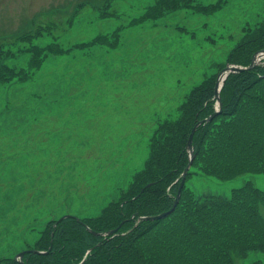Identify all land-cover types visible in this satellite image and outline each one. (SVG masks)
<instances>
[{
    "label": "rangeland",
    "instance_id": "1",
    "mask_svg": "<svg viewBox=\"0 0 264 264\" xmlns=\"http://www.w3.org/2000/svg\"><path fill=\"white\" fill-rule=\"evenodd\" d=\"M197 2L207 8L144 17L154 0H0V257L38 251L51 219L116 200L145 167L157 125L264 20V0ZM189 170L200 198L246 183L264 192L263 173ZM233 263L264 264V252Z\"/></svg>",
    "mask_w": 264,
    "mask_h": 264
},
{
    "label": "trees",
    "instance_id": "2",
    "mask_svg": "<svg viewBox=\"0 0 264 264\" xmlns=\"http://www.w3.org/2000/svg\"><path fill=\"white\" fill-rule=\"evenodd\" d=\"M182 5L207 8L197 0H154L144 17ZM216 7L212 4L209 12ZM260 50H264V20L244 34L226 62L247 66ZM216 75L193 87L178 114L157 125L149 138L145 167L116 200L95 216L51 219L30 247L47 253L27 252L22 264H234L233 256L264 252V192L251 183L233 188L228 198H200L184 184L172 213L163 219H140L171 207L188 162V135L199 120L215 111ZM220 98L221 112L193 133L191 166L219 180L246 172L264 174V63L228 74ZM190 174L188 170L186 178ZM118 226L116 232L104 236L92 233ZM0 264L21 263L4 255Z\"/></svg>",
    "mask_w": 264,
    "mask_h": 264
},
{
    "label": "water",
    "instance_id": "3",
    "mask_svg": "<svg viewBox=\"0 0 264 264\" xmlns=\"http://www.w3.org/2000/svg\"><path fill=\"white\" fill-rule=\"evenodd\" d=\"M263 58V61H261V64L264 62V50H260L257 51L255 54L252 55L251 60L249 62V64L247 66H240V65H234V64H230V63H226L225 66L217 73L216 76V81H215V85H214V98L216 101V108L215 111L213 113H211L208 117L199 120L191 129L188 138H187V142H186V149H187V153H188V162L186 164V166L184 167L182 173H181V179L179 182V185L177 187V191L174 195V199H173V203L171 205V207L167 210L164 211L160 214L157 215H153V216H143L140 217V219H146V220H153V219H162L164 217H166L168 214H170L171 212L174 211L179 198H180V194H181V190L183 188V185L185 183V178H186V174L189 170V168L191 167V164L193 162L194 159V151H193V144H192V137H193V133L195 132V130L197 129V127L199 125H201L202 123H205L207 121H210L213 117L217 116L220 112H221V98H220V91H221V87L224 83V80L226 78V76L230 73H240L243 71H247L250 70L252 68H254L255 65H257L260 61V59ZM152 183H148L146 186L149 187L151 186ZM143 190V189H142ZM67 216H71V215H63L59 218V220H62L63 218H66ZM122 224V223H121ZM121 226V225H120ZM116 227L115 229L111 230V231H107V232H92L95 235H107V234H111L116 232V230H118V228L120 227ZM28 250H23L20 251L15 259L18 260L19 263H23L22 257L25 253H27ZM34 253H38V254H44L43 251H33Z\"/></svg>",
    "mask_w": 264,
    "mask_h": 264
},
{
    "label": "bare ground",
    "instance_id": "4",
    "mask_svg": "<svg viewBox=\"0 0 264 264\" xmlns=\"http://www.w3.org/2000/svg\"><path fill=\"white\" fill-rule=\"evenodd\" d=\"M24 263V262H23Z\"/></svg>",
    "mask_w": 264,
    "mask_h": 264
}]
</instances>
